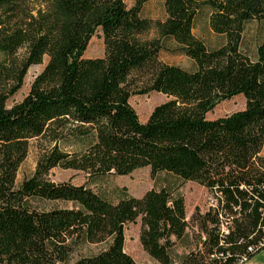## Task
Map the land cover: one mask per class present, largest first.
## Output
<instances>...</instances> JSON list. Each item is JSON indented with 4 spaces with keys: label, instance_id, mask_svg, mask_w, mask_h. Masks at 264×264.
<instances>
[{
    "label": "trees",
    "instance_id": "1",
    "mask_svg": "<svg viewBox=\"0 0 264 264\" xmlns=\"http://www.w3.org/2000/svg\"><path fill=\"white\" fill-rule=\"evenodd\" d=\"M151 0H0V264H136L125 228L140 221V242L159 264H241L264 251V39L242 50L247 24L264 22V0H165L166 19L142 17ZM205 18L225 38L210 49L194 34ZM155 29L158 38L144 39ZM101 33L106 55L84 54ZM171 41L192 69L165 64ZM26 49L22 62L13 61ZM49 60L28 95L8 101L33 66ZM146 81L135 90V79ZM171 100L140 121L134 95ZM237 96L245 109L206 115ZM51 145L32 177L17 184L30 141ZM83 171L96 183L150 168L198 183L216 206L191 217V244L178 189L107 197L87 185L56 183L55 168ZM227 225L228 234L222 233ZM183 241L190 250L176 254ZM103 249L93 253V246Z\"/></svg>",
    "mask_w": 264,
    "mask_h": 264
},
{
    "label": "rangeland",
    "instance_id": "2",
    "mask_svg": "<svg viewBox=\"0 0 264 264\" xmlns=\"http://www.w3.org/2000/svg\"><path fill=\"white\" fill-rule=\"evenodd\" d=\"M128 7H133L135 0H125ZM165 0H151L142 10V17L156 22L166 19ZM194 34L202 40L210 49L220 47L225 43V38L216 35L209 27L205 18H201L196 22ZM144 39L158 38L155 29L150 30L143 35ZM264 39V22L252 21L247 24L242 50L253 56L256 53L257 46ZM175 43L171 41L163 42V49L160 52L159 59L161 62L170 65L180 66L185 69H192L193 62L186 56L176 54ZM106 55V49L101 33H97L91 40L84 57L85 58H103ZM26 56V49H21L12 59L13 61L22 62ZM2 58H0L1 60ZM49 58L45 57L42 65L33 66L29 69L22 88L8 101V106L12 107L20 103L29 93L31 85L35 78L44 70ZM135 90L144 89L146 81L143 78H136ZM171 100L162 93L152 92L149 94H138L132 96L130 103L136 110L141 122L145 123L155 107ZM246 107V99L244 96H237L231 100L223 101L209 112L206 117L209 120H216L226 116H230L235 112L241 111ZM51 145L44 141L33 139L30 141L29 153L26 160L19 168L17 175V184L25 179L32 177L36 170L39 158L46 149H50ZM264 155V151L262 153ZM49 179L56 183L71 182L75 185H87L92 190L99 192L107 197H113L116 191L126 187L128 192L135 197H142L150 190H160L163 188H176L184 196L186 204L187 220L190 222L188 233L192 241L191 244L197 243L199 232L197 225L191 221L192 215L198 209L201 213L207 212L216 202L214 194H211L208 189L191 181H183L174 175L168 173H159L152 175L150 168H143L135 171L129 176L109 175L105 179L92 182L89 175L83 171L66 170L55 168L49 174ZM141 223L138 221L134 224H129L125 228V251L135 260L136 264H159L153 260L143 249L140 242ZM103 246H93L91 251L97 253L102 250ZM190 248L187 244L180 241L176 244L174 252L176 254L187 253ZM246 264H264V254H259Z\"/></svg>",
    "mask_w": 264,
    "mask_h": 264
},
{
    "label": "built area",
    "instance_id": "3",
    "mask_svg": "<svg viewBox=\"0 0 264 264\" xmlns=\"http://www.w3.org/2000/svg\"><path fill=\"white\" fill-rule=\"evenodd\" d=\"M216 206V202H215V204H213L212 205V207H215ZM222 233L223 234H228L229 233V231H228V228H227V225H223L222 226ZM263 253L262 254H264V251H262ZM249 261H248V259H244L242 262H241V264H246V263H248Z\"/></svg>",
    "mask_w": 264,
    "mask_h": 264
}]
</instances>
